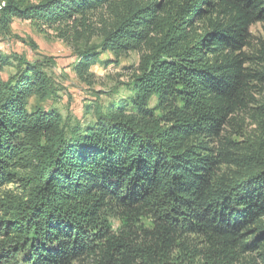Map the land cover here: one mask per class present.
<instances>
[{
	"label": "trees",
	"instance_id": "obj_1",
	"mask_svg": "<svg viewBox=\"0 0 264 264\" xmlns=\"http://www.w3.org/2000/svg\"><path fill=\"white\" fill-rule=\"evenodd\" d=\"M15 20L89 86L103 53L142 57L129 103L84 126L45 65L3 80L0 54V264H264V0H0V36ZM241 115L259 139L222 136Z\"/></svg>",
	"mask_w": 264,
	"mask_h": 264
},
{
	"label": "rangeland",
	"instance_id": "obj_2",
	"mask_svg": "<svg viewBox=\"0 0 264 264\" xmlns=\"http://www.w3.org/2000/svg\"><path fill=\"white\" fill-rule=\"evenodd\" d=\"M163 1V0H150ZM94 24L98 25V21ZM252 48L248 54L264 51V23H258L251 29ZM96 38L91 43H98ZM0 54L10 58L11 65L3 74V80L18 73L19 63H40L60 90L59 96L52 103L64 116L70 115L82 125L94 120L95 105L108 106L110 104L126 105L132 98L130 85L132 78L140 64L142 54L134 51L122 57H116L110 52L103 53L98 63L92 69L94 84L89 86L80 81L74 72L77 57L72 46L57 37L52 29L44 32L31 22L15 20L8 36H0ZM36 101H31V107ZM41 105V104H40ZM237 126H228L222 136L233 142L257 140L261 136L254 122L246 116L237 117ZM115 227L119 224L114 223ZM86 264V263H75Z\"/></svg>",
	"mask_w": 264,
	"mask_h": 264
}]
</instances>
